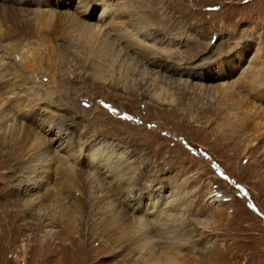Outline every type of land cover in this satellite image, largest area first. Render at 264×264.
<instances>
[{"label":"rangeland","instance_id":"obj_1","mask_svg":"<svg viewBox=\"0 0 264 264\" xmlns=\"http://www.w3.org/2000/svg\"><path fill=\"white\" fill-rule=\"evenodd\" d=\"M0 4V264H264V0Z\"/></svg>","mask_w":264,"mask_h":264},{"label":"bare ground","instance_id":"obj_2","mask_svg":"<svg viewBox=\"0 0 264 264\" xmlns=\"http://www.w3.org/2000/svg\"><path fill=\"white\" fill-rule=\"evenodd\" d=\"M120 3V2H119ZM128 3H129V1H128ZM130 3H131V1H130ZM132 4V3H131ZM1 5V4H0ZM106 5H110V3L109 4H106ZM120 5V4H119ZM13 6V5H12ZM122 6H124V5H121V7ZM19 7V6H18ZM107 7V6H106ZM109 7V6H108ZM127 7H129V6H127ZM100 8H101V10H99V17H98V20H100V19H103L104 18V15H105V11H106V8L103 6V1H102V3H101V5H100ZM115 8V7H114ZM117 8V7H116ZM124 8V7H123ZM12 9V8H11ZM15 9V8H14ZM22 9V8H21ZM113 9V8H112ZM109 11H110V8H109ZM113 11H114V9H113ZM117 11H119V10H117ZM130 11H131V9H130ZM129 12V11H128ZM127 11L125 12L126 14L128 13ZM133 12H135L134 10H133ZM111 13H113V12H111ZM120 13V12H119ZM122 13V12H121ZM130 13V12H129ZM131 13H132V11H131ZM107 14H108V12H107ZM41 15V14H40ZM109 15H110V13H109ZM132 15V14H131ZM38 17V16H37ZM119 17V16H118ZM38 19V18H37ZM34 21V20H33ZM35 22V21H34ZM113 24V23H112ZM27 26V25H26ZM94 31H95V28H89V27H87V28H85V30H84V32H85V34L86 35H89L90 36V38L91 39H93L92 38V36H93V33H94ZM116 32H117V30H116ZM127 32V31H126ZM125 32V33H126ZM129 32H131V31H129ZM108 33V32H107ZM112 33V32H111ZM114 34V33H113ZM132 34V33H131ZM136 34V33H135ZM134 34V35H135ZM139 34V33H138ZM137 34V35H138ZM117 35H119V34H117ZM123 34H121V36H122ZM112 36V35H111ZM128 36V35H127ZM124 39V38H123ZM125 39H126V37H125ZM130 39V38H129ZM96 41V40H95ZM99 41H100V39H99ZM128 41V40H127ZM92 42V41H91ZM101 42V41H100ZM132 42V41H131ZM96 43V42H95ZM96 44H98V43H96ZM105 45V44H104ZM113 45V44H112ZM125 46V49H130V47H133V45H130V47H129V45H127V44H125L124 45ZM123 46V47H124ZM101 48V47H100ZM110 51V50H109ZM100 53H102L103 55L102 56H104L105 54H107V55H110L108 52L106 53V52H100ZM114 54V53H113ZM112 54V55H113ZM107 57V56H106ZM108 58V57H107ZM117 59V58H116ZM143 59V58H142ZM130 64V63H129ZM98 70L100 69V68H97ZM129 72V71H128ZM126 76H127V74H126ZM124 79V78H123ZM31 95V94H30ZM48 95V94H47ZM235 101V100H234ZM18 106V105H17ZM16 106V108H18ZM240 106V105H239ZM241 107V106H240ZM247 110V109H246ZM247 112H248V110H247ZM251 115V114H250ZM62 133V132H61ZM110 175V174H109ZM30 176H32V175H30ZM156 197H159V195L157 194L156 195ZM148 206V205H147ZM158 223V222H157Z\"/></svg>","mask_w":264,"mask_h":264}]
</instances>
